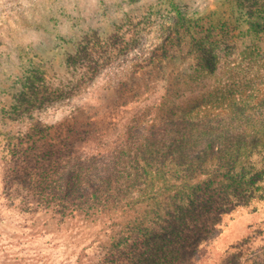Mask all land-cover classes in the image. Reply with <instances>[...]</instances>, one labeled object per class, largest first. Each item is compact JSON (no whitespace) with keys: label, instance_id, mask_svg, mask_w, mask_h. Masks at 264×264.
Instances as JSON below:
<instances>
[{"label":"trees","instance_id":"obj_1","mask_svg":"<svg viewBox=\"0 0 264 264\" xmlns=\"http://www.w3.org/2000/svg\"><path fill=\"white\" fill-rule=\"evenodd\" d=\"M238 5L254 44L234 55L205 49L184 87L170 84L129 122L17 136L7 188L97 228L98 264H208L225 219L264 202V0ZM195 22L177 8L172 27ZM253 244L218 264H264V242Z\"/></svg>","mask_w":264,"mask_h":264},{"label":"rangeland","instance_id":"obj_2","mask_svg":"<svg viewBox=\"0 0 264 264\" xmlns=\"http://www.w3.org/2000/svg\"><path fill=\"white\" fill-rule=\"evenodd\" d=\"M241 1L0 0V264H98L104 236L7 188L16 137L129 122L170 84L184 87L205 49L234 55L254 44ZM177 8L196 20L191 31L172 27ZM256 206L225 219L205 263L249 238L264 242V202Z\"/></svg>","mask_w":264,"mask_h":264}]
</instances>
